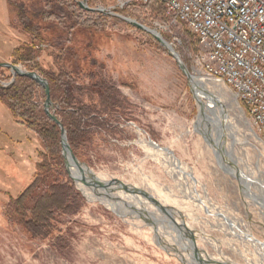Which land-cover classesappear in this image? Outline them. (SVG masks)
Instances as JSON below:
<instances>
[{"label":"rangeland","instance_id":"rangeland-1","mask_svg":"<svg viewBox=\"0 0 264 264\" xmlns=\"http://www.w3.org/2000/svg\"><path fill=\"white\" fill-rule=\"evenodd\" d=\"M21 1L29 13L45 6V0ZM75 2L95 13L113 6L112 0ZM130 10L135 15L103 14L110 29L114 19L122 21L105 33L69 22L66 27L40 24L53 47L41 45L46 50L38 62L45 70L62 68L71 79L75 104L67 111L76 119L71 139L78 161L97 178L117 180L148 197L123 191H114L115 198L104 203L86 197L69 178L59 151L47 153L38 136L16 126L1 107L0 264H197L194 247L207 264H264V248L257 243L264 244V146L232 108L240 144L232 151L247 188L218 165L206 138L217 135L210 125L196 128L199 113L187 78L150 34L120 17L159 33L189 71L194 38L181 30L163 32L161 13ZM25 39L15 14L0 0V61L10 64L12 49ZM143 141L167 149L177 166ZM37 173L43 178L40 193L53 194L44 206L55 208L72 191L81 197L75 212L53 209L54 230L48 236L28 230L6 209L9 197H18ZM151 197L165 213L151 205ZM172 221L193 237L192 251Z\"/></svg>","mask_w":264,"mask_h":264},{"label":"built area","instance_id":"built-area-1","mask_svg":"<svg viewBox=\"0 0 264 264\" xmlns=\"http://www.w3.org/2000/svg\"><path fill=\"white\" fill-rule=\"evenodd\" d=\"M112 1L109 10H98L112 14L111 11L133 9L149 14V6L154 2L162 12L163 20L158 26L163 32L171 35L172 30L188 32L197 50L190 56V71L185 67V77L198 113L202 109L206 116L218 117L222 110L206 97L207 94L200 97L201 105H198L193 80H200L210 94L221 93L225 115L237 138L232 108L246 130L249 129V135L264 146V0ZM229 144L227 137L225 145ZM250 240L256 243L251 237Z\"/></svg>","mask_w":264,"mask_h":264},{"label":"trees","instance_id":"trees-1","mask_svg":"<svg viewBox=\"0 0 264 264\" xmlns=\"http://www.w3.org/2000/svg\"><path fill=\"white\" fill-rule=\"evenodd\" d=\"M4 2L8 11L15 14L20 34L26 37L12 49L10 64L21 65L27 72H35L47 81L52 104L50 111L60 121L72 153L77 157L71 139V135L75 131L76 119L73 112L67 111L72 109L75 104L71 79L62 68H59L57 72L45 70L38 62L41 53L53 47L44 39L42 31L45 28L40 24L55 23L66 27L65 25L69 22L72 27H78L89 33H105L109 30L114 31L115 25L122 21L114 19L115 23L110 29L107 23L108 17L102 13L82 10L75 0H45L43 9L31 13L27 12L21 0H4ZM149 9L151 12L162 14L160 7L154 2L149 6ZM128 12L135 15L130 9L120 12V14L124 15ZM41 45H45L47 48L43 49ZM0 64L3 63L0 61ZM12 79L13 82H11ZM2 84H7V86L4 87ZM45 101V91L35 81L25 76L12 77L8 68L0 66V109L4 108L9 113L16 126L37 135L47 153L54 155V151L58 150L60 153L58 158L63 164L60 127L51 121L45 113ZM61 170L63 171V169ZM40 182H43V178H40L37 173L30 186L18 197H9L6 209L9 215L17 217L20 220L19 223L23 224L25 228L38 229L48 236L54 230L52 225L55 220L53 209L64 214L70 211L75 212L77 209L74 208V205L79 202V198L81 200V197L79 193L72 191L64 200L56 201L55 208L44 206L42 201L51 199L53 194L50 191L40 193L38 190ZM29 200H32L31 206L26 205Z\"/></svg>","mask_w":264,"mask_h":264},{"label":"bare ground","instance_id":"bare-ground-1","mask_svg":"<svg viewBox=\"0 0 264 264\" xmlns=\"http://www.w3.org/2000/svg\"><path fill=\"white\" fill-rule=\"evenodd\" d=\"M193 84H194V87L197 88V90L195 92V96H196V100H197L199 106L201 105L200 97L202 95L205 96L207 94L206 97L212 99L213 102L219 107V109L222 110V112H220V115L218 117L215 116V114H213L212 117H209V116H206V113H203V111L201 109V112L198 116V120L196 123V128L198 127L199 129H201V127H203V126H206V127H209V125L211 126V128L214 130V135L216 134L217 138H216V140H212V138H210V136L208 134L206 135V138L208 139V142L212 145L211 147H212V150L216 156L218 165L222 169H224V171H226V173H228L233 178L239 180L241 183L245 182L243 173L241 172V170L239 168V162L233 156L232 146L234 144H238V143H237V139L235 138V136L233 134L234 131H232L233 129L229 123V120L227 119V116L225 115L224 109L226 107H225V104L222 100L221 93L218 92V95H213V94L208 93L205 90V86L200 82V80H196V81L193 80ZM227 137H229V139H230V142H231L229 144L230 146L225 145V140ZM150 142L151 141H149V142L143 141L142 143L145 144L147 147L151 148V150L153 149V151L155 150V151L163 152L166 155L167 159L171 162V164H173V165L177 164L176 160L173 158V156L170 152L166 153L162 149H158L156 146H154V144H152ZM251 147H254V146H251ZM65 158H66V162H67V170L69 172L70 177L74 181L76 187L80 191H82V193L86 197H88L90 199L91 198L99 199L100 201H103V203H104L109 199L112 200L115 198V195L112 194L114 191H122V188L119 187V185H117V184L115 185L114 183L101 180V179L97 178L96 176H94L85 166L77 165L76 163H74L70 159V156L68 153L65 154ZM188 176H190V175H188ZM82 181H86L89 184V186L83 185ZM93 182L94 183L95 182L101 183L106 188L104 190H101L97 187H94ZM244 184L245 183H243V186H245L247 188V185L246 184L244 185ZM246 190H248V189H246ZM151 205H153V204H151ZM115 207H117V206H115ZM121 208L122 207H120L119 210ZM117 209H118V207L116 208V210ZM146 213L144 212L142 214L146 215ZM146 216H150V218H151L150 220H154L151 213L150 214L148 213V215H146ZM172 223H173V221H172ZM173 224H174V226H176V229H177L178 233L180 234V236L184 240H186L187 248L190 251H192L191 246L193 247V243H192L190 237L187 236V234L183 233V228L178 227L176 223H173ZM183 234H184V236H183ZM247 238L250 239L249 236H247ZM261 246L264 248L263 243L261 244Z\"/></svg>","mask_w":264,"mask_h":264},{"label":"water","instance_id":"water-1","mask_svg":"<svg viewBox=\"0 0 264 264\" xmlns=\"http://www.w3.org/2000/svg\"><path fill=\"white\" fill-rule=\"evenodd\" d=\"M80 7L86 9L87 11H93L89 8H87L86 6H83V4L80 3ZM99 13L105 14V12L97 10ZM124 22H126L127 24L131 25L132 27L139 29L143 32H146L148 34H150L168 53V55L174 59V61L177 63L179 69L181 70V72L184 75H187V70L185 68V65L179 60L177 53L173 50V48L171 47V45L167 42H165L161 35L159 33H157L155 30H151L139 23H137L136 21H133L131 19L128 18H123L120 17ZM0 66L8 68L11 71L12 77L18 75V76H25L28 77L30 79H32L33 81H35L38 85H40L44 91H45V95H46V101L44 103V110L45 113L47 114V116L49 117V119L51 121H53L56 125H58L60 127V131H61V153H62V157L64 159V164L66 167V171L67 174L69 175V172L67 170V162H66V158H65V154L68 153L70 156V159L76 163L77 165H83L82 163H80L78 161V159L75 157V155L72 153V150L67 142V138H66V133L65 130L62 128L60 121L55 117V115L53 114L52 111H50V108L52 107V104L50 102V98H49V87H48V83L46 80H44L42 77H40L37 73L35 72H27L26 70L21 71L20 67L18 66H14L11 64H0ZM11 82H13V79L11 80ZM152 144H154L153 142H151ZM154 146H156L158 149H162L159 148L156 144H154ZM163 151H165L166 153H168L169 151L167 149H162ZM85 166V165H84ZM69 178L72 180V178L69 175ZM112 183H114L115 185H119L122 188V191L125 193H129V194H139L141 197H148L147 194L143 191H138V190H133L132 187L126 186L123 183L117 181V180H112ZM83 185L85 186H89V184L86 181H82ZM93 186L97 187L101 190H104L106 187L101 184V183H97V182H93ZM135 192V193H133ZM150 201L153 205H155L156 208H158L162 213H165V207L164 208H160V204L159 202L154 199L153 197L150 198ZM190 239L193 241V237L190 235ZM199 252L197 251V249L194 247L193 250V258L195 260V262H197V264H207L206 261H203V259L199 256Z\"/></svg>","mask_w":264,"mask_h":264},{"label":"crops","instance_id":"crops-1","mask_svg":"<svg viewBox=\"0 0 264 264\" xmlns=\"http://www.w3.org/2000/svg\"><path fill=\"white\" fill-rule=\"evenodd\" d=\"M5 113V112H4Z\"/></svg>","mask_w":264,"mask_h":264}]
</instances>
